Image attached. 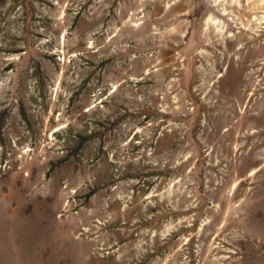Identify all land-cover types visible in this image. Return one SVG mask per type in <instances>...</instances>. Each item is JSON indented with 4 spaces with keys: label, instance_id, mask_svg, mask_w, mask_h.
<instances>
[{
    "label": "rangeland",
    "instance_id": "obj_1",
    "mask_svg": "<svg viewBox=\"0 0 264 264\" xmlns=\"http://www.w3.org/2000/svg\"><path fill=\"white\" fill-rule=\"evenodd\" d=\"M0 264H264V0H0Z\"/></svg>",
    "mask_w": 264,
    "mask_h": 264
}]
</instances>
